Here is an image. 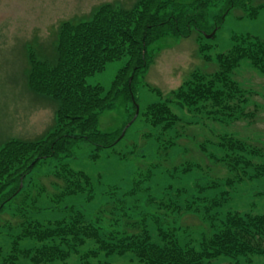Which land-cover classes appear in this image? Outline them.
Masks as SVG:
<instances>
[{"label":"trees","instance_id":"obj_1","mask_svg":"<svg viewBox=\"0 0 264 264\" xmlns=\"http://www.w3.org/2000/svg\"><path fill=\"white\" fill-rule=\"evenodd\" d=\"M247 6L246 0H136L129 8L103 3L61 24L53 57L31 55L30 86L56 101V125L37 140L11 138L0 147V264H104L102 254L127 252L146 264H217L221 256L249 263L250 256L264 255V210L227 207L233 191L264 177V139L225 130L198 142L201 161L227 169L214 178L181 142L196 140L197 133L188 132L193 125L254 121L256 112L248 108L254 92L235 75L244 65L264 75V39L233 31L232 47L214 55L200 41L216 28L215 37L236 8L253 18ZM193 32L200 56L215 68L195 69L166 100L140 108L117 140L140 104L135 82L163 49L152 43ZM123 56L127 62L108 89L87 83ZM119 102L126 104L123 126L101 130V113ZM130 135H141L143 143L116 152L129 167L122 182L94 178L65 160L73 141L93 144L98 156ZM41 177L50 178V188ZM92 201L95 222L88 220ZM186 215L197 217L201 228L190 232ZM90 240L94 247L81 249Z\"/></svg>","mask_w":264,"mask_h":264},{"label":"rangeland","instance_id":"obj_2","mask_svg":"<svg viewBox=\"0 0 264 264\" xmlns=\"http://www.w3.org/2000/svg\"><path fill=\"white\" fill-rule=\"evenodd\" d=\"M135 1L0 0V147L11 138L37 140L56 125L58 108L56 101L49 95L35 92L30 86L31 55L33 54L36 58H51L55 55V46L63 22L87 16L103 3H117L129 8ZM175 1L188 3L191 0ZM247 2V7L256 12L253 18L245 16L248 11L244 8H236L226 16L223 28L215 37L207 36L211 33H203L206 38L200 41L211 45V54L214 55L232 47L233 31L264 39V8H261L264 0H246ZM198 42L199 34L193 32L189 37H159L152 43L153 48L163 47V49L156 55L145 78H139L135 82L136 90L140 95V104L137 103L139 112L140 108L144 109L151 102L166 100L170 92L181 85L195 69L212 71L215 68L213 63L208 64L207 60L200 56ZM126 62V56L109 62L104 70L87 77V83L100 84L108 89ZM235 77L254 92L248 107L249 110L256 112L254 121L250 123L247 120H240L230 125L209 121L208 126L204 128L193 125L188 132L197 133L196 140L181 141L192 150L191 156L198 157L201 163L209 165L208 172L213 178L225 175L227 169L207 159L201 161L203 156L197 147L198 142L206 139L216 140L215 134L225 130L246 138L264 139V75L244 65L236 72ZM176 111L178 112V109ZM127 117L126 104L119 102L115 108L101 113L99 128L103 131L115 132L123 126ZM133 142H136L138 146L141 145L143 143L141 135L127 136L113 149L111 147L100 149L97 151L98 156H95L96 150L93 144L86 141L79 144L73 141L69 144L70 154L65 160L72 168L83 170L94 178L101 176L105 182H122L123 178L128 177L129 167L120 163L121 160L116 152L126 149V144ZM33 176H37L36 172H33ZM41 180L49 188L51 187L49 177H41ZM260 190L263 193L259 194ZM232 194L234 199L227 207L241 211L262 212L264 210V177L240 186V190L233 191ZM86 206L90 209L88 220L95 222L97 215L93 213V201ZM8 217L14 220L12 216ZM182 221L190 228V232H196L198 228H201V222L195 216L186 215ZM90 247H94V242L91 240L81 249ZM250 259L251 261L247 263L246 258L243 257L236 259L221 256L216 259V263L264 264V255H253ZM98 260L104 261V264H146L139 261L132 252L123 255L114 254L109 257L102 254Z\"/></svg>","mask_w":264,"mask_h":264},{"label":"water","instance_id":"obj_3","mask_svg":"<svg viewBox=\"0 0 264 264\" xmlns=\"http://www.w3.org/2000/svg\"><path fill=\"white\" fill-rule=\"evenodd\" d=\"M215 31H216V28L211 32V34H207V33H204V34H207L208 37H211V36L215 33ZM138 114H139V104L136 103V112H135V115H134L133 119L130 120V121L126 124L124 130L122 131L121 135L119 136V138H118L117 140H119V139L125 134L126 129L131 125V123H132L133 120L137 117ZM22 186H23V183L21 182V184H20V188H21ZM20 188H19V189H20Z\"/></svg>","mask_w":264,"mask_h":264}]
</instances>
